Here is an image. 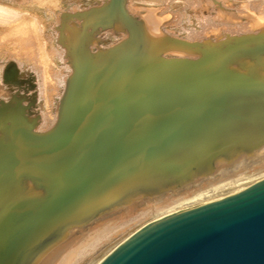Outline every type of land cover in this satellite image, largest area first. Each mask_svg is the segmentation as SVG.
I'll use <instances>...</instances> for the list:
<instances>
[{"label":"water","instance_id":"95a60500","mask_svg":"<svg viewBox=\"0 0 264 264\" xmlns=\"http://www.w3.org/2000/svg\"><path fill=\"white\" fill-rule=\"evenodd\" d=\"M66 16L82 25L54 127L26 116L36 97L0 103V264H31L131 197L264 147V33L150 42L127 0ZM118 24L128 37L92 52ZM99 264H264V179L151 222Z\"/></svg>","mask_w":264,"mask_h":264},{"label":"bare ground","instance_id":"6f19581e","mask_svg":"<svg viewBox=\"0 0 264 264\" xmlns=\"http://www.w3.org/2000/svg\"><path fill=\"white\" fill-rule=\"evenodd\" d=\"M131 1L135 2V0ZM185 1V5L181 7L185 13L179 18L180 27H177L180 29L178 32L185 37V41L197 39L199 43H212L229 37L264 33V0ZM212 3H215V6ZM59 8L61 7L58 0H0V62L6 59L15 61L13 63L18 65L20 75L29 73L33 76L32 86L27 85L29 89L25 86L23 87L26 89H20L25 91V96L26 90L28 92L31 89L30 91L34 92H32V100L36 97V102H39L38 106L35 105V107H39L37 112L34 114L30 109L26 116L31 120L39 117L37 132L40 133L47 128L54 127L57 122L59 102L70 78L63 74V69L65 64L72 67V58L68 53L73 47H69L71 49L68 50V53L60 47V41L64 37L61 36L58 26L62 27L67 14L62 16L60 13V16L57 17L56 11ZM143 10L147 9L142 8ZM138 12V8H135L134 13ZM245 12L247 14L243 16ZM180 14L182 13L180 12ZM45 17L51 20L50 24H47V19V21L44 20ZM162 18L155 15L153 23L159 28V36L158 38L148 36L151 39L150 42L158 43L157 40L163 39L166 35L162 31L166 19ZM185 21L195 25L190 26L195 28L185 27L183 25ZM146 22L147 19L143 17L144 27ZM177 28L172 27L171 30H178ZM120 29L122 33L127 32L123 26ZM69 36L75 44L78 34L75 35L73 31H70ZM166 36L178 38L176 35ZM110 37L117 39L114 34L106 36V38ZM95 41L99 40H94L93 49L95 52L106 50L119 43V41L112 43L105 48L104 41L100 40L97 47ZM173 48L175 47L166 50V55L177 57L187 53L185 49L178 48L173 51ZM66 55L69 58L67 60L63 58ZM11 61L5 63V68L1 71L3 75L0 72V79L2 76L3 79L6 76L8 82H4V84L17 85L16 67L11 64ZM8 73L9 75H7ZM10 74L13 77H10ZM29 96L27 95L28 100ZM16 99H18V94L14 98L0 85V103H6L9 100L7 103L13 102L14 104L17 103ZM32 100L28 106L31 105ZM262 179H264V147L253 152L237 153L230 159L217 161L214 171L205 177H198L160 193L136 195L123 204L100 213L93 220L73 227L60 240L47 246L31 264H99L151 222L198 202L230 193L227 191L232 192L242 188L249 184L248 181L253 183ZM28 188H30L29 184ZM147 215L153 216V218L135 229H133L134 226L133 228L132 225L130 226L131 222L140 218V220H146L148 217L145 216ZM130 227L131 230H126L128 231L126 233L125 229ZM123 233L124 235H122Z\"/></svg>","mask_w":264,"mask_h":264},{"label":"rangeland","instance_id":"374dc122","mask_svg":"<svg viewBox=\"0 0 264 264\" xmlns=\"http://www.w3.org/2000/svg\"><path fill=\"white\" fill-rule=\"evenodd\" d=\"M65 1H67V2H65ZM70 1V2H69ZM108 0H58V2H59V4H60V7L61 8H59V10L57 9V11H56V16L57 17H59L60 16V13H61V15L63 16L64 14H76V13H82V12H84V11H87V10H89V9H91V8H94V7H100V6H102L104 3H106ZM128 1V0H127ZM163 1V2H162ZM64 2V3H63ZM133 1H131L130 0V2H127V10H128V12L133 16V17H135L136 19H138V20H140V21H142V19H143V17L144 18H146L147 19V22H146V25H145V27H144V30H145V32L147 33V36H149V37H152V38H158V36H159V28H157L156 26H155V24L153 23V20L155 19V15L157 14L160 18L161 17H163L162 19H166L165 21H164V25L165 26H163L162 27V31H164L165 32V34L166 35H171V36H175L176 35V37H178L179 39H184L185 40V37H183V35L180 33V32H178V31H180V29H178L179 27H180V22L181 21H179V18L180 17H182L183 16V13H185L184 11H183V9L181 10V7H183L184 5H185V3H186V1L185 0H135V2H133ZM136 3V4H135ZM132 4V5H131ZM215 3H212V5L213 6H215L214 5ZM134 5V6H133ZM138 6V7H137ZM162 6V7H161ZM145 7V8H144ZM156 7V8H155ZM170 7V8H169ZM135 8H138V10H139V12L138 13H134V9ZM142 8L143 9H147V10H143L142 11ZM166 9V10H165ZM63 10V11H62ZM161 12H160V11ZM178 10V11H177ZM181 10V11H180ZM183 11V12H182ZM133 12V13H132ZM180 12L182 13V14H180ZM145 13V14H144ZM160 15H159V14ZM172 13V14H171ZM175 15H174V14ZM162 14V15H161ZM165 14V15H164ZM247 13L245 12V13H243V16H245ZM42 16H44V14H42ZM178 18H177V17ZM56 17V18H57ZM169 18V19H168ZM185 18V17H184ZM47 18L45 17V19L44 20H46ZM48 20V19H47ZM46 20V21H47ZM74 20H71L70 22H65V19H64V23H63V25H62V27L61 26H58V30H60L61 31V33H64L63 35H64V39L63 40H61L60 42H61V44H60V47L62 48V50L63 51H65L66 53H68V50H69V47H74V45L75 44H73V40H70L71 38H70V36H69V32L70 31H73L74 32V34L75 35H77L78 33H79V30H80V28H81V21H78V20H75L74 22H73ZM171 21V22H170ZM51 23V20H48V22H47V24H50ZM179 23V24H178ZM169 24H171V25H169ZM174 24V25H173ZM168 25V26H167ZM183 25L185 26V27H190V26H195V25H191V24H189V22H183ZM122 25H116V26H114V28L113 29H110V30H107V31H104V32H101L99 35H97V36H95V38H94V40H102V41H104L105 42V48L106 47H108V46H110V44H114V43H117L118 41L119 42H121V41H123L124 39H126L127 37H128V33L127 32H125V33H122V32H120V27H121ZM179 26V27H178ZM167 27V28H166ZM172 27L173 28H177L178 30H174V31H172L171 29H172ZM190 28H195V27H190ZM168 30V31H167ZM171 30V31H170ZM63 31V32H62ZM168 32V33H167ZM174 32H176V33H174ZM170 33V34H169ZM112 34H114L115 35V37L117 38L116 40L115 39H113L112 37H110V38H106V36H108V35H110V36H112ZM173 34V35H172ZM165 35V36H166ZM94 40H93V43H92V46H91V51L92 52H95L94 51V49H93V45H94ZM69 41H70V43H69ZM99 41H95V46L97 47L98 45H99ZM189 42H198V40L197 39H191ZM110 48V47H109ZM178 48H173L172 50L173 51H175V50H177ZM167 56V55H166ZM178 58H185V57H192V58H194L195 57V53H193V52H190V51H188L187 50V53H183V54H181V55H179V56H177ZM65 60H67V59H69L68 58V56L66 55V56H64L63 57ZM11 60L10 59H6V60H3L2 62H0V72L5 68V65L8 63V62H10ZM12 62V61H11ZM14 63H15V61H13ZM11 63V64H14V63ZM6 63V64H5ZM15 65V67H16V80H17V85H9V84H4V79H3V76L1 77V79H0V85H1V87L2 88H4V90L5 91H7V92H9V94H11L14 98H15V96H17V94H18V100H19V97H20V99H22V97H27V95H30L29 96V100H30V98H31V96L33 95V91H30V90H28V92H27V90H26V96H25V91H21V89L20 88H24L23 86H25L27 89H29V87L27 86V85H30V86H32V84H33V76L32 75H30L29 73H27V74H22L21 73V75H20V70H18V65L16 66V64H14ZM9 66V65H8ZM55 68H56V66H55ZM56 69H58V68H56ZM56 71V70H55ZM19 72V73H18ZM2 73V75H3V72H1ZM31 73H33V72H31ZM72 73H73V67H70V65H68V64H65V66H64V69H63V74L64 75H66V76H71L72 75ZM7 75H9V73L7 74ZM18 76H19V78H18ZM10 77H13V75H11L10 74ZM2 80V81H1ZM26 88H24V89H26ZM33 92V93H32ZM19 93H21V94H19ZM23 93V94H22ZM32 93V94H31ZM28 100V97L27 98H25V100L23 101V104H24V106H28V104H30L29 102L32 100V98H31V100L29 101ZM9 101V100H8ZM8 101H6V103L8 102ZM11 101V100H10ZM33 101V100H32ZM38 104H39V102H36V106H38ZM59 104H60V102H59ZM60 106V105H59ZM39 109V107H33V108H31V111L35 114L36 112H37V110ZM58 110H59V107H58ZM28 112H29V110H28ZM32 113V114H33ZM53 127H50V128H47V129H45L44 130V132H47V131H49V130H51ZM38 129V128H37ZM41 133H43V132H41ZM213 179V178H212ZM258 181H260V180H258ZM252 181H248L247 183H249V184H253V183H255V182H257V181H255V182H253V183H251ZM248 184V185H249ZM247 186V185H246ZM227 192H231V191H227ZM147 219L145 220V219H142V220H140V219H138V220H135L133 223L131 222L130 223V226L132 225V228H133V226H134V228L133 229H135V228H137L139 225H141L142 223L144 224L146 221L148 222V221H150L149 219H152L153 218V216H149V215H147V216H145ZM143 221V222H142ZM138 222V223H137ZM135 224V225H134ZM126 230H128V231H130L131 230V227L130 228H127V229H125V231ZM128 231H126V233L128 232ZM125 233V232H124ZM124 233L122 234V235H124ZM122 235H119L120 237H122ZM118 237V236H117Z\"/></svg>","mask_w":264,"mask_h":264}]
</instances>
